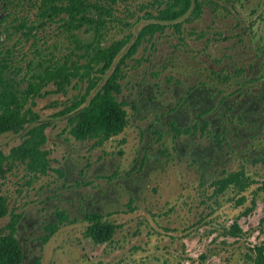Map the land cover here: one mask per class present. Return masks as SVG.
I'll return each mask as SVG.
<instances>
[{
	"label": "rangeland",
	"instance_id": "374dc122",
	"mask_svg": "<svg viewBox=\"0 0 264 264\" xmlns=\"http://www.w3.org/2000/svg\"><path fill=\"white\" fill-rule=\"evenodd\" d=\"M200 1L198 18L187 14L176 20L179 31L168 24L126 60L117 98L125 103L128 123L102 145L74 139L65 118L51 117L75 87L57 93L48 85L35 99L33 110L51 122L45 130L51 169L31 174L17 164L0 179L8 211L21 213L16 232L21 264H252L251 248L264 241V194L258 190L264 166L249 162V154L242 157L241 148L227 155L228 163L227 156L207 163L203 146L209 142L198 132L180 139L202 146L192 153L175 148L171 133L152 138L147 129L152 116L137 114L129 103L144 82L159 86L169 77L206 74L214 58L240 50L243 33L240 40L259 30L256 15L264 0ZM164 2H109L96 32L84 21L76 26L64 13L45 12L42 0H6L0 7V56L24 87L42 66L67 59L84 63L86 46L97 41L108 46L126 36L133 39ZM90 14L97 20L95 10ZM20 139V134L0 135V149L7 153ZM241 169L249 179L245 189L231 185L219 192L213 186V180ZM57 210L70 221L43 243L44 228L57 220ZM89 213L117 226L109 241L96 243L86 235ZM8 219L1 218L0 227ZM234 222L241 230L237 236L229 233Z\"/></svg>",
	"mask_w": 264,
	"mask_h": 264
},
{
	"label": "trees",
	"instance_id": "16d2710c",
	"mask_svg": "<svg viewBox=\"0 0 264 264\" xmlns=\"http://www.w3.org/2000/svg\"><path fill=\"white\" fill-rule=\"evenodd\" d=\"M5 2L0 0V7L5 6ZM109 2L115 0H42L45 12L64 13L70 21L76 22V26L84 21L94 25L96 32L99 25L103 24L104 19H100V16L106 13ZM202 3L200 0H165L164 7L158 9L155 15H148L151 21L144 24L133 39L132 36H126L108 46H101L97 41L86 46L84 63L72 61L68 64L67 59L62 64L42 66L31 74L24 87L16 80V74L11 71L7 58L0 56V135H21L20 142L7 153L0 149V179L17 164H23L31 174H45L51 169L49 150L45 148V130L51 122L42 121L33 110L35 99L43 91L45 93L48 85L55 86L50 91L57 93H65L69 86L77 90L51 116L65 118L67 132L74 139L93 140L100 146L121 133L128 119L125 103L118 100L117 96L121 93L120 80L126 60L133 57L143 40L162 31L168 24L171 23L179 31L181 23L176 20L187 14L193 19L198 18ZM92 10H95L97 20L91 17ZM248 181L241 169L213 180L212 183L222 192L231 185L243 190ZM258 190L264 194V178L259 182ZM6 215H9L8 222L0 227V264H21L23 253L16 237L21 213L9 212L6 198L0 194V219ZM56 217L55 222H50L44 228L45 234L41 237L43 243L56 232L61 223L70 221L63 210H57ZM85 220L88 222L85 233L96 243L109 241L117 228L97 213L87 214ZM229 233L233 236L241 233L236 222L232 224ZM251 252L252 264H264V241L254 245Z\"/></svg>",
	"mask_w": 264,
	"mask_h": 264
},
{
	"label": "flooded vegetation",
	"instance_id": "af4514ba",
	"mask_svg": "<svg viewBox=\"0 0 264 264\" xmlns=\"http://www.w3.org/2000/svg\"><path fill=\"white\" fill-rule=\"evenodd\" d=\"M256 20L254 37L240 40L243 33L240 50L214 58L206 74L169 77L159 86L142 83L129 103L137 114L152 116L147 123L152 138L171 133L175 148L192 153L202 146L180 139L198 132L209 142L203 146L207 155L202 154L207 163L217 164L241 148L242 157L249 154V162L264 166V10Z\"/></svg>",
	"mask_w": 264,
	"mask_h": 264
}]
</instances>
